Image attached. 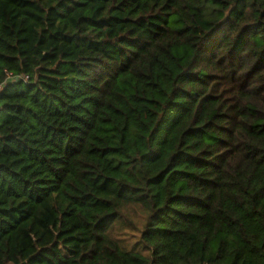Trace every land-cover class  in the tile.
<instances>
[{"label":"trees","instance_id":"1","mask_svg":"<svg viewBox=\"0 0 264 264\" xmlns=\"http://www.w3.org/2000/svg\"><path fill=\"white\" fill-rule=\"evenodd\" d=\"M0 264H264V0H0Z\"/></svg>","mask_w":264,"mask_h":264}]
</instances>
